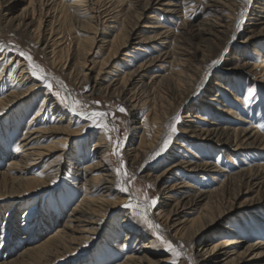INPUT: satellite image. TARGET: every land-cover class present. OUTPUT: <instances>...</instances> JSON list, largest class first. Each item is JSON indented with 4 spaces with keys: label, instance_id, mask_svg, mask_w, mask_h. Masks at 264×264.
<instances>
[{
    "label": "bare ground",
    "instance_id": "bare-ground-1",
    "mask_svg": "<svg viewBox=\"0 0 264 264\" xmlns=\"http://www.w3.org/2000/svg\"><path fill=\"white\" fill-rule=\"evenodd\" d=\"M16 1L0 0V45H5L0 61L14 55L0 65V89L1 86L8 88L7 94L0 95V119L6 117L0 122V217H4L0 225V264H94L95 256L89 257L88 253L110 225L103 243L112 244L118 250V255L109 257L112 264H160L162 257L154 250L153 237L147 240V234L122 209L138 198L131 194L129 180L125 185L128 191H120L121 178L116 175V167L103 159L111 151L107 135L112 131L107 135L101 129L97 132L91 121L67 110L63 112L55 102L50 103L51 92L46 90L42 94L43 85L37 84L28 61L17 51L31 55L42 68L49 65L48 77L59 86L60 75L66 73L74 78L73 86L62 83L63 88L70 100L73 94L74 99L78 97L74 88L85 92L89 112H107L97 106V96L116 98L129 104L131 109H142L143 103L146 104L148 113L144 122L130 125V130L138 134L137 129H142L149 138L143 135L136 148L128 149L127 156L131 163L139 165L136 171L142 178L151 179L162 191L160 207L154 215H148L161 226V233L170 239L180 255L168 254L165 264L173 261L189 264L190 259L193 264H264V243L253 240L258 231L255 233L245 225L242 230L231 229L225 224L243 206L237 204L242 194L255 188L257 199L264 196V165L227 171L214 163L219 157L214 151L211 150L210 159L206 160L200 159L190 147L194 145L190 141L193 138L215 144L234 167L233 154L241 149H264V134L257 128L250 131L243 126L249 122L238 110V103L243 104L238 80L225 75L232 51L236 52L235 38L241 31V28L237 30L235 16L245 0H182L184 6L202 4L206 17L196 24L180 17L179 33L169 28L158 30L156 23L147 26L145 22L151 19L149 11L154 5L162 6L164 13L176 14L177 0H72V3L27 0L14 13ZM252 2L257 4L256 9L250 8ZM82 10L84 14H80ZM246 13L250 14L249 24L254 25L248 28L264 24V0H250ZM110 21L112 25L107 29L105 25ZM63 25L82 33L75 45L63 46V36H59V26ZM261 32L264 34V27ZM134 40L147 45L141 48L145 60L124 74L117 60L127 56ZM95 44L101 50V57L88 65ZM155 49L158 56H153ZM236 55H232L233 59L239 60ZM259 56L258 65H246L250 68L247 74H253L255 80L264 79V54ZM164 61L171 65L169 75H149V69L158 68ZM243 62L244 59L239 64ZM174 66L180 70L176 72ZM259 68L261 71H257ZM148 79L152 81L150 86ZM32 109L36 111L27 120ZM201 112L208 114L204 116ZM107 119L111 126L110 117ZM174 122L178 131L172 133L171 144L153 159V153ZM95 133L99 134L97 138ZM15 136L18 138L11 151L9 140ZM89 140L94 142V153L87 149ZM203 147L207 148V143ZM181 148L197 160L181 158L157 175L154 170L175 157L174 153H180ZM91 155L93 160L84 166L83 162ZM177 165L199 175L216 173L212 175L216 188L203 191L196 181L191 183L178 172L174 177L172 174L169 184V171ZM63 167L72 177L58 192L67 191L70 184L79 192L78 204L72 209H61L58 192L54 190L64 181ZM132 171L131 168L127 172ZM167 174L170 176L165 178ZM54 180L56 184L52 183ZM47 189L53 192H45ZM45 193L48 194L45 208H28L29 204L42 200ZM248 203L253 205V201ZM199 204L203 205L198 214L185 218ZM21 213L23 222L19 226L17 218ZM180 214L183 215L179 217ZM213 229L218 237L236 235V239L213 244L207 240ZM121 235L125 237L122 241ZM132 241L134 246L125 249L127 242ZM196 246L193 258L187 249L193 250Z\"/></svg>",
    "mask_w": 264,
    "mask_h": 264
},
{
    "label": "rangeland",
    "instance_id": "rangeland-1",
    "mask_svg": "<svg viewBox=\"0 0 264 264\" xmlns=\"http://www.w3.org/2000/svg\"><path fill=\"white\" fill-rule=\"evenodd\" d=\"M208 0H205V2ZM17 5L15 6V8L13 9L14 13H18L20 11V9H22L25 4L27 3V0H17ZM69 2L72 3V0H69ZM177 2H179L176 6L175 9L178 10V12L176 14H170V13H164L162 8V6H158V5H154L153 9L149 11V16L151 17V19H147L145 20L146 25L147 26H152V24L156 23L157 26H159L157 29L158 30H165L167 28H169V30H171L172 32L176 31L177 33L181 32V28H180V17H184L187 18L189 20H191L193 22V24H196L198 22H200L202 19H204L205 16V10L206 8L203 7L202 4L198 3V4H191V5H186L184 6L182 0H177ZM250 3V0H245V2H242L238 8V14L235 16V18H237V22H236V26L239 24L241 31H239L238 36L235 38V44H233L234 50H236V52L232 51L231 57L228 60L227 64V72H226V76L229 78H236L238 80V86L237 88L239 89V95L242 99V103L243 104H239V113L245 118L247 119V121L249 122V124L243 123V126L246 129H250L251 130H256L255 128L259 129L261 133L264 134V79L260 78V80H255V76L253 74H247V71L250 69L247 68V66H251L253 67L254 65H258V63L260 62V56L259 54H264V34L263 32H261V28L264 27V24H258L255 25V28H248V27H253L254 25H250L249 24V18L250 14L246 13V5H248ZM257 4H255L254 2L251 3L250 8L256 9ZM80 14H84V10L80 11ZM226 14L228 15L229 12H226ZM248 15V16H247ZM234 17V16H233ZM233 19V18H230ZM112 25V22H108L106 23V28L108 29V26ZM246 28H248V30H246ZM219 29V28H218ZM59 30H60V34L59 36H63V38L61 40H63V46L66 47L68 45H75L78 41L77 37H80L82 35L81 32H79L78 30H76L75 28L73 30L68 29L66 26H59ZM106 30V29H105ZM221 30V28H220ZM145 32H149L148 29H144ZM8 33L6 34V36L8 37ZM170 38L168 40H166V43L164 44L165 48L168 45V42H170ZM147 45L141 44V43H136V41L134 40L132 42V46L131 49H129V51L127 52V56L121 57V61L117 62L120 64V71L122 73H127L129 71H132L134 69H136L142 62L144 59V53L141 51V48L146 47ZM204 46V45H202ZM11 52L14 49H9ZM101 50H99V48L97 47V44L94 45V47L92 48V55L91 57L87 60L88 65L92 64V61H97L100 59L101 57ZM153 56H158V52L157 50H153ZM237 53L236 56H238L239 60L241 61L242 59H244L243 63L239 64V60H235L233 59L232 55L235 56V54ZM17 54H19V52L17 51ZM1 57V55H0ZM14 57V55H9L5 61H0V65L4 64L7 62H9L11 60V58ZM16 58V57H15ZM242 58V59H241ZM15 60V59H14ZM123 60V61H122ZM127 60V61H124ZM239 61V62H238ZM38 63V60L36 61ZM15 64L12 65V67ZM247 65V66H246ZM45 70L46 73H49V69L50 66L47 65L46 67L43 68ZM151 69H149V75L151 76H167L172 72V68L171 65L169 64L168 61H164L163 63L160 64V66L152 71H150ZM174 70L176 72H178L180 70V67L178 66H174ZM257 71H261V69H257ZM49 78V77H48ZM60 79L62 81L63 84H71V86H73V79L72 77H68V74H62L60 75ZM49 80L51 81L53 87H52V91L50 93V103H56V106L58 105V109H61L64 111H69V113L71 112L69 109L65 108L63 105H61L59 103V100L57 97L54 96L53 93H55L56 91H61L62 95H65L68 97V99L70 100L69 97V93L68 91H66L64 88L62 89L61 86L57 85L55 82H52V79L49 78ZM37 81V84H41L43 85V90H42V94H45L46 92V88L44 86V83L42 81ZM149 81V82H148ZM147 83L148 86L151 85L152 81L148 79ZM213 83H215V80L212 79ZM29 86V85H28ZM2 89H0V95L3 96V94H7L8 93V88H6V86H4V88L1 86ZM69 88V87H67ZM74 88V87H73ZM69 90V89H68ZM75 93H78V97L77 99L81 102L82 105L85 106V110L86 108V94L85 92L74 88ZM72 93V92H71ZM42 97L44 95H41ZM39 98L40 99L42 98ZM73 97L75 98V94H73ZM210 94L207 97V101L210 98ZM96 102L98 101L99 103H96L97 106H99L100 109H104L105 111H107L109 113V117L111 119V123L115 125V127L119 130V131H112L109 135H111L114 139L119 137L122 140V148H121V154H122V159L124 161V165L126 166V170H130L131 168L133 169V171L131 173H129V176L131 177L129 182L131 185V194L136 196L140 202H144V195L146 194L149 198L151 199H156L157 203L155 204L154 207L150 208L148 214L154 215L158 208L160 207V202L162 201L163 198V194L162 191L160 190V188L155 187L152 180L147 178H142V175L136 171V169H138L139 165L138 164H133L130 161V158L127 156V151L130 148H136L139 143L140 140L142 138V136L144 135V132L142 129H137V133L138 134H134L135 132H131V128L130 125L134 126L137 123H142L144 122V119L147 116V106L145 103H143L142 109L140 108H136V109H131L130 105L127 103H121L118 99L116 98H102L100 96L96 97ZM209 103V101H208ZM142 104V103H141ZM206 104V103H205ZM203 107L205 106L204 104H202ZM119 107H124L126 109V114L125 113H120L118 111ZM241 108H243L244 110H242ZM206 111H208L206 108H204ZM36 111V109H32L30 112H28V115L26 117L27 120L31 119V116L34 114V112ZM88 111V110H87ZM201 115H206L208 113H200ZM5 116L3 119H0V122H4L5 120ZM132 120V121H131ZM202 125V124H201ZM207 124H205L204 126H206ZM97 132H99V129H96ZM249 131V132H250ZM95 135V136H94ZM93 136L95 138H97V136L99 135L98 133H95ZM146 138H149L148 135H144ZM18 137L15 136V139L9 140V143L11 145L10 149L11 151L14 148V144L16 143V139ZM94 138V139H95ZM133 140V141H132ZM132 141V143H131ZM194 145H191V149L194 150L197 155L199 156V158H203V159H210L209 156L211 155V150L214 151L215 153H217L219 155L218 158H215L214 163L223 167L225 170L227 171H237L239 169H248L249 167H257V166H262L264 165V149H256V148H243L240 151L237 152L236 155L233 154V159L236 161V166H232L230 162L227 161L225 154L220 151V147H216L215 144H211L210 142L207 141H202L199 139H191L190 140ZM49 141H46V143ZM207 143L208 147L204 148L203 144ZM94 142L89 140V142L87 143V149H89V151H91L90 153H94L95 149H93ZM180 153H177L175 155V157H171V159H168L167 162L162 166V167H158L157 169H155L154 171H156L157 175H160L159 173H161L163 170L167 169L170 167L171 164H173L174 162H178L184 158H191L193 160H197L192 158V156L188 153L185 152L184 149L181 148V150H179ZM186 156V157H182V156ZM89 158H87L86 162H83V165H88L91 163V161L93 160V156H87ZM103 159L105 160V162L107 163H111L113 164L114 167H120V159H118V157L116 155L112 154V147H111V151L109 152V154H105V156L103 157ZM97 160V159H96ZM102 160V158H101ZM95 161V160H94ZM137 163V162H136ZM132 164V165H131ZM145 165V163H144ZM68 169L63 167V171H62V175L61 177L63 178L64 181H61L59 184H57V187L55 186V193H57L58 191H60V189L63 186H66L65 183L70 182L71 180V175L67 172ZM171 172V176L170 175H165V178L169 177V184L172 183V174L173 177L175 175L176 172L179 173V176L185 177L187 179H189V181L191 183H195V181L197 182L196 185L197 187H199L201 190L203 191H208L209 189H214L216 188V184L213 181V176H215L216 173H203L201 175H199L197 173V171H192V172H188V169L185 166H180L177 165L176 167H172L171 170L169 171ZM211 174V175H210ZM188 176H194V179H191V177ZM163 178V177H162ZM222 179V178H220ZM151 186V187H149ZM51 190V189H49ZM49 190L47 189L45 192H49ZM53 192V190H51ZM160 191V192H159ZM162 194V195H161ZM78 195L79 192L78 190H76V188L74 186H72V184H70V186H68V190L65 191L63 190V192H58L57 197H58V203L59 205H61V209H72L74 208L77 204H78ZM47 196L48 194L45 193L42 196V200H40L37 204H33V205H28V208L30 207H37V209L39 208H45L46 204L45 202L47 201ZM161 198V199H160ZM253 201V205L250 206L248 202ZM229 204V203H228ZM228 204H226L228 206ZM237 204L238 205H242L243 206L236 212L233 213V215H231V217L227 220V222H225L226 226L228 228L231 229H236V230H242V227L245 225V227H249L251 228L255 233L256 231H258L257 235L254 236L253 240H259V241H263L264 243V196H261L260 199H257L256 197V189L253 188L251 191H249L247 194H242V196L237 200ZM203 204H199L196 208V210H193L192 213L190 215H188L185 218H192L194 217V215L198 214V212L200 211V206H202ZM54 206V205H53ZM227 206L225 208H227ZM53 208V207H51ZM124 207L122 206V209ZM127 212L130 215V218L132 220L133 223H137L139 226H137V228H140L141 231H144L147 234V240L150 237H153L155 244H156V248L154 249L157 254H159V256H162L160 259V264H165L164 259L166 258V256L168 254H170V252H168L167 250H165V248L163 247V245H161L160 241L156 239V236L154 234V232L148 228L145 224H143L138 218H133L131 215V210L130 209H126ZM37 212L39 210H36ZM6 214V213H5ZM23 213H21V215L19 216L18 219V224L19 226L22 225L23 222ZM183 214H180L179 217H181ZM149 216V215H148ZM150 219V218H149ZM4 221V217H0V225L1 223ZM263 221V222H262ZM111 223V222H110ZM109 223V224H110ZM111 227L108 226L106 227V229L101 233V237H99L96 240V246H94L93 248H91V250L89 251L88 255L89 257H93L95 256V263L94 264H112L111 262H109V257L111 256V254H116V250H114V248L112 247V244H107L104 245L103 240H104V234H106L108 231V228ZM225 227V226H224ZM223 227V228H224ZM160 231V230H159ZM161 232V231H160ZM162 234V233H161ZM227 234V233H224ZM163 235V234H162ZM218 232L216 231V229H213L208 235H207V240H209V242L211 243H216L217 241H227V239H231L234 240L236 239V235L230 236L229 237H218ZM124 236L121 235L120 240H124ZM220 238V239H219ZM19 240L22 241V239L18 238ZM167 239V238H165ZM18 240V241H19ZM170 241V239H167ZM20 242V241H19ZM1 244V243H0ZM22 244V243H21ZM1 246V245H0ZM134 246V241L132 242H127V245L125 246V249L128 247H132ZM174 247V244H173ZM14 248V247H13ZM118 251V250H117ZM196 251H197V246L192 250L191 247H189L187 249V254L189 253V255H191L193 258H195L196 256ZM88 252V251H87ZM2 254L1 252V247H0V255ZM87 255V256H88ZM118 255V254H116ZM180 255H178L179 257ZM163 261V262H161ZM189 261V260H188ZM178 264V263H177ZM189 264H193L191 259ZM244 264V263H242Z\"/></svg>",
    "mask_w": 264,
    "mask_h": 264
},
{
    "label": "snow or ice",
    "instance_id": "snow-or-ice-1",
    "mask_svg": "<svg viewBox=\"0 0 264 264\" xmlns=\"http://www.w3.org/2000/svg\"><path fill=\"white\" fill-rule=\"evenodd\" d=\"M237 30H240V25L238 24ZM5 50V45H0V52ZM19 56L23 57L28 61V67L31 72V76L35 77L38 81H42L44 83L45 88L48 91H52V83L48 78V74L45 70L39 65L36 64L33 60V57L26 52L20 51ZM218 63V61H213V64ZM64 85L61 82V88L63 89ZM55 97L58 98L59 103L63 105L65 108L69 109L73 114L79 115L86 120L92 122L93 127L101 129L107 135L111 131H119L114 124L110 126V122L108 121L109 113L103 111H93L89 112L85 110V106L81 104L78 99H71L69 100L67 96L62 95L61 91H56L53 93ZM96 103H99L98 101ZM118 111L120 113L126 114V109L124 107H119ZM179 121V117L176 118V122ZM178 129L175 126V122L169 125V133L168 135L162 140L161 146L153 153L152 158L155 159L156 157L160 156L161 153L167 150L169 145L172 142V133H176ZM109 142L112 145V154L116 155L118 159H120V167L115 169L116 175L118 178H121L120 182V191L127 192L128 188L125 186L127 181L130 180V176L126 170V166L124 165V161L122 159L121 148H122V140L117 137L113 138L111 135H107ZM53 184H56L57 181H53ZM151 187V186H149ZM157 203L156 199L149 198L146 194L144 195V202L141 203L139 199L136 200L135 203H128L123 205L124 208L131 210V215L133 218H138L143 224H145L148 228H150L155 236L156 239L160 241L161 245L167 250L168 252L172 253L173 256L179 255L177 250L173 247L171 241L165 239L164 235L161 234L160 225L155 224L148 216V209L155 206ZM175 264V261H173Z\"/></svg>",
    "mask_w": 264,
    "mask_h": 264
}]
</instances>
